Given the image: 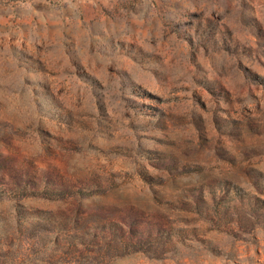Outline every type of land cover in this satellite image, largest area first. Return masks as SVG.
Listing matches in <instances>:
<instances>
[{"label":"rangeland","instance_id":"1","mask_svg":"<svg viewBox=\"0 0 264 264\" xmlns=\"http://www.w3.org/2000/svg\"><path fill=\"white\" fill-rule=\"evenodd\" d=\"M0 264H264V0H0Z\"/></svg>","mask_w":264,"mask_h":264},{"label":"trees","instance_id":"2","mask_svg":"<svg viewBox=\"0 0 264 264\" xmlns=\"http://www.w3.org/2000/svg\"><path fill=\"white\" fill-rule=\"evenodd\" d=\"M43 187H44V188H43V191H44V192H42L43 195H50V194H48V192H50V193L55 192V191L51 190L50 188H48L47 185H45V186H43Z\"/></svg>","mask_w":264,"mask_h":264}]
</instances>
